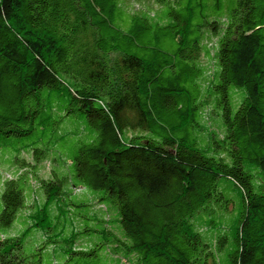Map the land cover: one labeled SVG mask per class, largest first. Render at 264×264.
Returning <instances> with one entry per match:
<instances>
[{"label": "trees", "instance_id": "16d2710c", "mask_svg": "<svg viewBox=\"0 0 264 264\" xmlns=\"http://www.w3.org/2000/svg\"><path fill=\"white\" fill-rule=\"evenodd\" d=\"M0 155V264H264V0H0Z\"/></svg>", "mask_w": 264, "mask_h": 264}, {"label": "rangeland", "instance_id": "374dc122", "mask_svg": "<svg viewBox=\"0 0 264 264\" xmlns=\"http://www.w3.org/2000/svg\"><path fill=\"white\" fill-rule=\"evenodd\" d=\"M151 6L153 8H158V6H155V5H152ZM203 113L202 115V122H203V125L207 128V129H211V130H216L217 128L219 127H223L224 124H223V118H222V112H221V108L217 105V102L215 101V99L213 101H210L204 108L203 110H201ZM216 134H219V132L217 131ZM22 143L24 144H29L30 145V141H26V140H23ZM1 156V155H0ZM0 165L1 162H0ZM49 169L47 167V169H45L48 173L51 171V165H49ZM0 171L2 173H7L5 174L4 176L9 178L11 177L12 178V174H8V172L11 173V169L9 167H6V166H1L0 168ZM47 176V174H46ZM227 183V182H226ZM225 183V184H226ZM77 194H80L77 192ZM34 199L35 200H38V202L40 203V197L37 198V196L35 195L34 196ZM30 211L28 210L27 212H24V215L27 217L28 216V213L31 212L33 210V205H34V200H31L30 201ZM96 209H102L104 210V207L102 206H99V205H96L95 206ZM231 210H233V207H231ZM2 211V202H1V198H0V213ZM34 211V210H33ZM28 218V217H27ZM30 222V221H29ZM19 224V218L15 221V223L12 225V227L10 228H1L0 227V235L1 234H6L8 236H16V235H19L20 233H22L24 231V229L26 228V225H22V229L20 230V226L18 225ZM20 230V231H19ZM80 244V243H79ZM29 249H32V247H34L33 245L31 246H28ZM50 253H51V249H48L47 252L45 253V262L44 264H49V258H50Z\"/></svg>", "mask_w": 264, "mask_h": 264}]
</instances>
